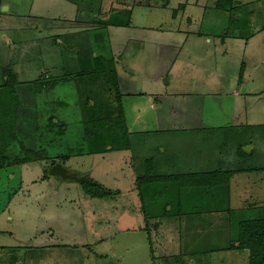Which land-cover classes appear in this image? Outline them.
<instances>
[{"label":"rangeland","instance_id":"374dc122","mask_svg":"<svg viewBox=\"0 0 264 264\" xmlns=\"http://www.w3.org/2000/svg\"><path fill=\"white\" fill-rule=\"evenodd\" d=\"M77 1L99 13L74 15L65 0H0V124L15 119L19 101L29 124L7 123L4 131L18 139L0 168V264H251L249 252L237 246L239 224L264 218V0H241L246 7L217 0L219 13L210 14L206 27L200 24L211 0L179 10L199 19L190 32L202 38L181 43L194 54L160 82L151 80L154 63L141 54L144 42L166 31L136 24L149 8L132 6L135 27L113 26L106 37L93 23L116 5ZM152 5L161 27L173 29L181 6L173 0ZM146 17L144 25L156 27L157 16ZM134 49L139 55L127 57ZM99 55L112 59L118 86L116 67L120 82L127 80L125 93H138L121 97L123 119L114 107L113 127L102 100L109 91L114 96L115 88L107 87L113 75L98 78ZM121 122L129 149L116 150ZM116 128L117 136L110 133ZM100 136L106 151L90 152ZM29 150L33 161L13 164ZM239 150L245 152L240 161ZM58 162L98 184L51 176ZM152 168V181L156 175L234 172L228 184L207 189L167 178L140 184Z\"/></svg>","mask_w":264,"mask_h":264},{"label":"trees","instance_id":"16d2710c","mask_svg":"<svg viewBox=\"0 0 264 264\" xmlns=\"http://www.w3.org/2000/svg\"><path fill=\"white\" fill-rule=\"evenodd\" d=\"M75 3H78L79 5H81L82 7H88L89 5L83 6L80 2H76V0H73ZM217 7V6H216ZM129 8H122V10H117L116 13H113L114 11H111L110 13H108L107 15L103 14V17L99 20H97L98 22H94L96 24L99 25H104V26H118V27H128L131 24V10ZM89 10H91L90 8H88ZM99 13L98 9L97 12ZM123 13H127L128 18L127 20H122V18L120 17V15L123 16ZM98 15H102V13L98 14ZM96 60H104L101 61L102 63L98 62L97 68H96V74L98 75V78H101L102 80H104V76L105 74H107L106 72H108V74H112L113 75V81H112V85L107 86L109 87L108 90H110V88H115L114 91V96L113 93H111L110 91L106 94L105 98L103 97V101L105 103L104 106H106V108H108L109 111V117L107 118L110 121V127H113L112 124V117L114 114V107L117 110V113L119 114L118 117H121V121L123 119V107H122V103H121V93L119 90V86L117 84V81L115 79L116 75H115V68L113 66V64L111 63L112 59L110 61H108L109 59H105V57L103 56H95ZM7 83L12 86L14 85V83L16 82L14 79L13 75L8 76L7 75ZM14 88V87H13ZM17 96V95H16ZM14 96V98H18ZM16 104V102H15ZM89 110H92L91 107L88 108ZM13 116L15 117V119L13 120V118L11 116H7V119L4 117V121L0 124V168H3L4 166H6L5 161L6 158L4 157V152L7 150L10 142L14 139H16V134L15 132H13L11 135L12 137L10 138H6L4 136V131L6 129L10 130V128H7L6 125L7 123H16V113H12ZM50 124H54L53 118H50ZM85 124V123H84ZM86 125V124H85ZM120 125H123V130L121 131L122 135H120V137L115 140V146L114 149L116 150H121V149H129V144H128V132L126 133V127H124V122H121ZM125 128V130H124ZM119 130H121L120 128H116L113 129V132H110L114 135H119ZM110 130L108 129V132ZM102 133V132H101ZM115 138V136L113 137ZM90 140V137H89ZM100 140L99 141V145H95L93 147H91V142L89 143V148L91 147L90 152H104L106 151V146H103L104 144V139L100 138L97 139ZM98 143V142H97ZM24 147V145H22ZM27 156L25 158H21L19 160L14 161V165H18V164H22V163H27V162H31L33 161L30 158V155L33 153V150H29L26 152ZM243 157L245 155V152H243L242 150L238 151V155H240ZM232 172H218V171H212V172H205V173H189V174H178L177 176H162V175H156V179L154 181L151 180V177H153L151 175V170H149V174L148 172L142 176V182H140V184H149V183H154V182H160L161 180H165L166 178L168 179L167 181H175L177 182L180 186H186V187H199L202 189H207V188H212L213 186H217L219 184H225L229 182V175ZM218 175H220L219 177H221V179L218 177ZM102 194L108 193L107 191H101ZM88 193L92 196V197H101L102 194H95L93 192H89ZM239 245L237 246L240 249H246L249 252V259L251 264H264V218H258V219H249V220H245L242 221L239 224Z\"/></svg>","mask_w":264,"mask_h":264},{"label":"crops","instance_id":"0c3cea01","mask_svg":"<svg viewBox=\"0 0 264 264\" xmlns=\"http://www.w3.org/2000/svg\"><path fill=\"white\" fill-rule=\"evenodd\" d=\"M65 1H67L71 6L75 7V11H74L75 13H73L74 15L76 14V12H78V15L79 16H85V14H86L87 16H85V17H88L93 12L92 11L91 13H89L90 11H89L88 7H85V8L82 7V9H83L82 10V13L79 14V11H78L79 6H77V4L75 2H73L72 0H65ZM173 1L176 4H179L181 6V8L178 7V9L176 10L174 16L172 17L173 18L172 20L173 21L174 20L176 21V26L173 29H171V28H168V29L167 28H164L163 29L161 27V26H164L162 24L163 22L161 23V21L159 20L158 15H156V14H154L152 12V6H153L152 4L161 2L162 5L168 6V4H170V0H160V1L159 0H109V3H108L109 7H111V8L114 5H116V6H114V9L112 10V11H114L113 13H116L117 10H122V8H129V7L132 8V6H133V8L135 6H144L146 8H149V10H151L150 11L151 14L149 15V14H147L146 11H143L141 13V20L138 23H136V24L139 25V26H141L142 28L143 27H146V28H152V29H156V30H162V32H164V30L166 31V33L163 36H161V35H159L157 33L153 34L151 36V38H152L151 40L148 39L146 42L143 43L145 49H144V53H142L141 55L142 56L144 55L143 60L150 61V62L154 63V70L155 71L153 72L154 74L152 75V78H151V80H153L154 82H156V81L160 82V80L166 74V71L171 72L172 69L177 68V67H175V65L177 63L178 64H181V66L183 68V65H185V62H187L186 61V58L188 56H191L192 54H194V50L193 51L191 49H188L186 51L184 50L185 49L184 48V45H185L186 41L191 36H193V35L196 36V39L202 38V35L200 33L197 36V34H196L197 32H190L191 30H193L192 26H190V25L193 22H195V23L196 22H199V19L196 20V18H189L190 17V14H187L185 16V18H184V16H182V14H178V12H179V10L183 11V9L187 8L186 6L187 5L189 6L190 3H194V4L198 5V6H205V4L202 3L203 0H191V1L190 0H173ZM185 1H188V3H186ZM233 1L236 3V4H234L236 6L246 7V4H247L246 2H242L241 0H233ZM252 1H255V0H251V2ZM211 2L208 1L209 8L206 5V7L208 8V10L206 8L204 9V13L206 15V21L205 20H202V22L200 24V27L203 24H204L203 26L206 27L207 22L213 20V18H209L211 13L213 15L219 13V11L217 12V10H216L217 7L215 6L217 0H211ZM200 3H202V4H200ZM258 6H261V4H259ZM97 9L93 13L97 14L96 13L97 12ZM213 10L216 11V12H214ZM224 11H227V10H224ZM110 12H111V10H108V13H110ZM133 12H134V9L131 10V18H132ZM108 13H105V14L107 15ZM143 15L144 16L153 17L154 19L157 16L156 19H158V20H157V23H156V27H147V26H145L144 25V22H142ZM149 17H146L145 22H147V20L150 19ZM76 20H77V18H76ZM80 21H81V19H80ZM80 24H83V25L86 24V25H88L89 23L88 22H85L84 20H82V22ZM93 24H95L96 26H103L104 27V30L103 31L105 32V36L106 37H107V32L106 31H109L110 28L113 27V26L99 25V24H96V23H93ZM90 25H91V23H90ZM185 25H189L190 27L187 29V28H185ZM130 26H132V27L134 26L135 27L134 20H131ZM129 27H118V28L126 29V28H129ZM81 29H82V26H80V28L75 27V30L77 32L80 31ZM206 29H209V28L207 27ZM109 35H110V32H109ZM157 39L159 41H161L162 43H160V44L155 43L154 41L157 40ZM131 40H133V43L134 44H136L137 42H139V39H131ZM152 40H154V41H152ZM183 42H185V43H184V45L181 46V43H183ZM154 48H156V50L155 51L154 50L152 51L151 49H154ZM134 52L135 53L128 52L127 53V57H130V56L135 55V54H136V56L139 55V53L137 51H135V49H134ZM140 52H141V48H140ZM147 56H148V59H146ZM169 62H171V65L170 66H169ZM163 64H167V66H168V69L167 70H164L162 68V65ZM179 66L180 65H178V67ZM162 70H164V71H162ZM116 71H117V78H118L119 87H120V93L122 94V96H125V95H137L138 93L136 91H127L128 93H125L124 92L123 86H125V87L128 86L127 80L124 78L125 83L123 85V83L120 82V78H119V75L120 74L118 73V67H116ZM125 73L127 74V72H125ZM173 74H174V71H173ZM196 76H198V73L197 72H195L194 74H192V77L193 78H196ZM173 79H175V78H173ZM169 82L170 81H167V83H169ZM17 97H18V94H17ZM18 99H19V97H18ZM17 106H19V107H18L17 112H16V123H15V126H16V124L17 125H21V127L24 126V125H28L29 126V124H27V123L24 124L23 115L21 114V111H23V110L21 109L20 101L18 102V105ZM26 114L27 113H25V115ZM10 137H12V135ZM17 139H18V136L16 135V139L12 140L10 142V144L13 143L14 141H16ZM22 145H24V143H22ZM8 148H9V146H8ZM237 158L239 160V158L242 159L244 157L237 156ZM152 170H153V168L151 169V171ZM214 171H219V172H224V173H227L228 171L234 172L233 169H219V170H214ZM206 172H212V171H206ZM189 173H195V172H189ZM199 173H201V172H199ZM225 184H228V183H225ZM219 185H221V184H219Z\"/></svg>","mask_w":264,"mask_h":264},{"label":"water","instance_id":"95a60500","mask_svg":"<svg viewBox=\"0 0 264 264\" xmlns=\"http://www.w3.org/2000/svg\"><path fill=\"white\" fill-rule=\"evenodd\" d=\"M4 10H6V7H4ZM50 175L60 178L62 181L72 180L79 183L88 182L92 184H98V181L92 180L89 174H84L80 176L76 172L69 170L67 167H65L62 163L59 162L51 167Z\"/></svg>","mask_w":264,"mask_h":264}]
</instances>
